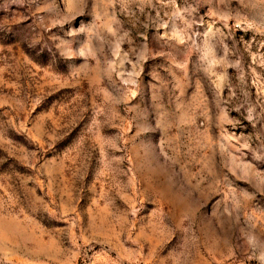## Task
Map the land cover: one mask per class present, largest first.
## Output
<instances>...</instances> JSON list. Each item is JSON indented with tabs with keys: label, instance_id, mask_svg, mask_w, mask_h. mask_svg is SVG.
<instances>
[{
	"label": "rangeland",
	"instance_id": "374dc122",
	"mask_svg": "<svg viewBox=\"0 0 264 264\" xmlns=\"http://www.w3.org/2000/svg\"><path fill=\"white\" fill-rule=\"evenodd\" d=\"M0 264H264V0H0Z\"/></svg>",
	"mask_w": 264,
	"mask_h": 264
}]
</instances>
